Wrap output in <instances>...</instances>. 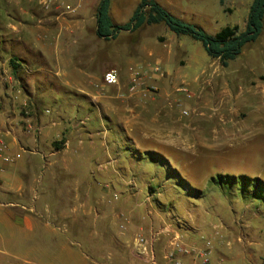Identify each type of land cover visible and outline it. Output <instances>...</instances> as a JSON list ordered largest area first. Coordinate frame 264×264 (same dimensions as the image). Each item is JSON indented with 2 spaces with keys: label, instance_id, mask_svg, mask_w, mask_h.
I'll return each instance as SVG.
<instances>
[{
  "label": "rangeland",
  "instance_id": "374dc122",
  "mask_svg": "<svg viewBox=\"0 0 264 264\" xmlns=\"http://www.w3.org/2000/svg\"><path fill=\"white\" fill-rule=\"evenodd\" d=\"M25 1L0 0V33L16 17V6L24 5ZM159 2L182 20L201 27L209 34H216L227 26H239L242 31L245 30L253 0H227L224 8L220 0H177L174 4H170L169 0ZM115 20L125 23L129 19L120 15ZM140 36L147 37L151 49H155L152 41L157 42L158 37L165 36L160 44H170L176 51L170 57L169 67L153 60L154 64L140 69L147 72L145 87L148 90L141 100L148 104L150 110H155L156 97L160 109L170 115V123L175 121L172 125L174 129L167 136L162 130L157 131V124L151 119L139 120L145 123V127L153 125V130H146L141 135L135 133V141L140 147L138 151L121 145L122 138L117 133L108 134L109 147L103 137L96 136L92 142L85 133L81 138L74 139L68 131L70 145L67 150L49 159L75 162L73 167L77 174L57 169L55 180L41 172L38 176L44 179V183L38 187V192H62L78 182L79 189L90 194L92 202L99 203V225L112 223L114 217L120 215L116 222L125 228L133 224L130 219L128 222L124 218L133 202L122 206L123 197L130 193L142 194L143 199L151 198L154 207L170 213L171 222L167 223L200 234L181 231L183 241H194L187 244H200L202 237L210 238L214 261L215 249L219 246L227 251L231 259L225 264H262L264 204L250 198L251 192L240 193L239 183L224 186L222 183L228 179L223 181L219 175L236 177L234 181H241V177L264 181V30L258 40L246 45L242 54L227 68L219 60L211 59L199 41L190 36L178 37L165 24L145 28L138 34L110 44L102 42L99 49L102 55L116 50L118 63ZM181 44L192 55L191 65L174 83L161 87L154 85L149 76L168 79V73L173 74L175 67L184 66L187 56L178 50ZM3 46V41H0V47ZM136 48H131L130 54H135ZM156 66L160 68L158 74L151 72ZM101 67H96V76ZM124 71L129 75L128 68ZM185 89L187 93L183 92ZM56 100L58 103L46 98L44 106H52L55 110L63 107L73 118L90 116L95 128L108 125L98 108L75 96L60 93ZM135 114L141 113L138 111ZM44 116L47 119L50 117L45 110ZM65 126L64 123L51 125L44 134L53 132L54 138L58 139ZM147 151L164 155L172 168L177 169L192 187L201 191L197 199L192 198L195 194L188 187V197L179 192L173 185L175 178L171 179L170 167L167 165L164 169L152 162L151 157L157 158V154ZM43 152L41 148L36 154L23 153L19 160L45 162L44 154L48 156L49 153ZM142 234L147 235L145 232ZM89 250L86 247L85 252L96 258Z\"/></svg>",
  "mask_w": 264,
  "mask_h": 264
},
{
  "label": "crops",
  "instance_id": "0c3cea01",
  "mask_svg": "<svg viewBox=\"0 0 264 264\" xmlns=\"http://www.w3.org/2000/svg\"><path fill=\"white\" fill-rule=\"evenodd\" d=\"M99 1L84 0L81 8L70 15H63L57 7L44 8L41 0H26L24 5L18 2L16 17L0 33V41L4 44L0 47V135L8 146L7 153L14 157L10 164L0 160V264H141L133 250L136 235L148 234L150 229L171 222L169 212L157 209L151 198L143 199L138 193L123 197L122 206L133 202L126 217L122 214L133 223L125 228L116 222L120 215H116L112 223L99 225V203L92 202L91 195L81 191L78 182L62 192H38V187L44 183V179L38 176L41 172L51 175L52 179L57 177V169L77 174L73 167L75 162L49 159L67 150L70 145L68 131L74 139L86 133L92 142L99 136L105 143L108 134L117 133L122 138L121 145L138 151L140 147L135 141V133L141 135L146 130H153V125L145 127V123L139 120L151 119L157 124V131L162 130L167 136L174 129L175 121L170 123V115L160 109L156 97L157 111L150 110L141 100L142 95L148 93L146 76L135 95H128L127 88L134 69H146L149 64H154L153 60L169 67L170 57L176 51L170 44H160L165 36L158 37V43L151 40L155 49L148 47L147 37L140 36L128 47V53L120 62L117 63L116 50L102 55L99 49L102 42L110 44L151 26L145 25L134 33L123 32L115 41L101 39L96 35ZM141 1L111 0L113 22L127 23ZM226 1L220 0L222 8ZM169 2L174 4L177 0ZM120 15L129 20L118 23L115 17ZM134 47H137L136 53L130 54ZM178 50L187 56L184 66H180L184 69L175 67L173 74L168 73V79L155 75L147 77L154 85L161 87L174 83L191 65L192 55L182 44ZM96 67H101L98 76L94 72ZM114 67L119 70L121 85L109 87L104 84L103 77ZM124 67L129 69V75ZM60 93L75 96L98 108L108 125L95 128L90 116L73 118L63 107L55 110L52 106H44L46 98L58 103L56 97ZM43 109L50 115L48 119ZM138 111L143 115L135 114ZM60 123L66 126L58 139L54 138L53 132L44 134L47 127ZM29 124L39 132L28 134L26 126ZM110 144L107 143L109 147ZM41 148L45 151L43 153H49L48 156L44 154L45 162L19 160L23 153L36 154ZM175 230L181 234L185 229L175 226ZM185 231L200 235L192 230ZM166 240L167 237H163L159 242L160 250ZM199 241L200 244L196 245L203 244V237ZM183 242L194 243L187 239ZM86 247L96 258L85 252ZM215 256V264H225L230 259L227 251L219 246L215 249Z\"/></svg>",
  "mask_w": 264,
  "mask_h": 264
},
{
  "label": "trees",
  "instance_id": "16d2710c",
  "mask_svg": "<svg viewBox=\"0 0 264 264\" xmlns=\"http://www.w3.org/2000/svg\"><path fill=\"white\" fill-rule=\"evenodd\" d=\"M110 6L111 0L99 1L96 14V35L99 38L106 41H115L123 32L134 33L145 25L165 24L178 37L190 36L194 40L199 41L207 55L211 59L219 60L225 68L242 54L246 45L256 42L264 30V0H253L245 30L242 31L239 26H227L216 34H209L201 27L182 20L156 0H142L131 19L125 24L113 22L110 16ZM149 153L157 154V158L151 157L153 161L150 160L152 162L162 166L164 169L167 165L170 167V173L173 176L171 179L174 180L175 178L173 185L176 186L179 192L188 197V187L195 194L192 198L197 199V195L201 191L192 187L177 169L172 168L168 162L169 160L164 155L153 153V151H149ZM241 178V181H234L236 177L219 175V179H223V181L232 179L227 180L226 183L223 182L224 186L231 187L233 184L239 183L240 193L244 195L251 192L250 198L257 199V202L264 204V181L260 179L252 180L247 177ZM262 264H264V258Z\"/></svg>",
  "mask_w": 264,
  "mask_h": 264
},
{
  "label": "built area",
  "instance_id": "2783aa9c",
  "mask_svg": "<svg viewBox=\"0 0 264 264\" xmlns=\"http://www.w3.org/2000/svg\"><path fill=\"white\" fill-rule=\"evenodd\" d=\"M84 0H41V5L49 9L57 7L63 15L76 13L82 6ZM152 73L158 74V66L151 70ZM146 71L136 69L131 72L130 82L127 88L128 95L137 93L142 84ZM106 86H120L121 77L116 69L107 71L103 77ZM183 92H188L187 89ZM28 134L37 133L39 130L32 124L26 126ZM8 146L2 140L0 135V160L10 164L14 157L7 153ZM124 227H122L123 229ZM218 233V232H217ZM163 237H167L163 249H159L158 244ZM133 250L141 264H215L212 256L214 254L213 243L210 238H203L202 245H189L183 242L181 235L175 230L173 223L166 224L160 228H152L147 235L142 233L136 235L133 243Z\"/></svg>",
  "mask_w": 264,
  "mask_h": 264
}]
</instances>
